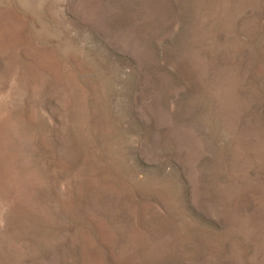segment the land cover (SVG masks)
I'll return each mask as SVG.
<instances>
[{
    "label": "rangeland",
    "instance_id": "374dc122",
    "mask_svg": "<svg viewBox=\"0 0 264 264\" xmlns=\"http://www.w3.org/2000/svg\"><path fill=\"white\" fill-rule=\"evenodd\" d=\"M0 264H264V0H0Z\"/></svg>",
    "mask_w": 264,
    "mask_h": 264
}]
</instances>
